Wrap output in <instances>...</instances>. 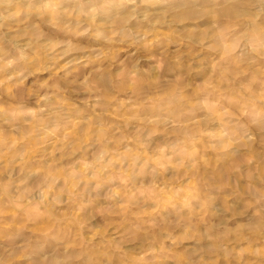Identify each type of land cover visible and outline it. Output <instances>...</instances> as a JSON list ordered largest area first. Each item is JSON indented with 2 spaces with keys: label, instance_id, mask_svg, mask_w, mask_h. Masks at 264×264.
<instances>
[{
  "label": "rangeland",
  "instance_id": "374dc122",
  "mask_svg": "<svg viewBox=\"0 0 264 264\" xmlns=\"http://www.w3.org/2000/svg\"><path fill=\"white\" fill-rule=\"evenodd\" d=\"M0 264H264V0H0Z\"/></svg>",
  "mask_w": 264,
  "mask_h": 264
}]
</instances>
